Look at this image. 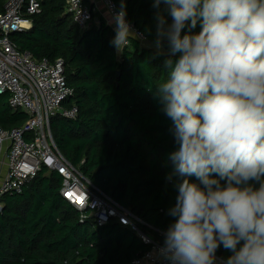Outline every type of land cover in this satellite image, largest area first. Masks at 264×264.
<instances>
[{
  "label": "trees",
  "instance_id": "trees-1",
  "mask_svg": "<svg viewBox=\"0 0 264 264\" xmlns=\"http://www.w3.org/2000/svg\"><path fill=\"white\" fill-rule=\"evenodd\" d=\"M112 1L119 10L120 0ZM4 2L0 0V12ZM39 2L31 27L13 32L11 39L36 59L63 61L73 90L65 105H76L77 115L50 118L56 148L94 186L140 219L143 234L163 242L174 219L166 213L176 191L166 177L176 145L171 122L154 98L156 86L167 77V56L152 46L157 9L152 0H126V19L146 42L130 38L118 54L111 44L115 31L99 13H93L96 22L81 30L65 12L64 0ZM165 9L161 4L160 10ZM199 29L197 24L193 31ZM25 120L0 94V126L10 130ZM60 187L61 177L43 167L21 192L2 197L0 264H129L148 250L134 231L116 221H81ZM229 255L222 245L216 253L222 261Z\"/></svg>",
  "mask_w": 264,
  "mask_h": 264
},
{
  "label": "clouds",
  "instance_id": "clouds-1",
  "mask_svg": "<svg viewBox=\"0 0 264 264\" xmlns=\"http://www.w3.org/2000/svg\"><path fill=\"white\" fill-rule=\"evenodd\" d=\"M152 3V46L167 56L154 98L176 145L166 177L174 219L160 255L168 264H218L222 245L231 253L223 264H264V0ZM126 16L120 0L118 54L136 36Z\"/></svg>",
  "mask_w": 264,
  "mask_h": 264
},
{
  "label": "built area",
  "instance_id": "built-area-1",
  "mask_svg": "<svg viewBox=\"0 0 264 264\" xmlns=\"http://www.w3.org/2000/svg\"><path fill=\"white\" fill-rule=\"evenodd\" d=\"M64 3L72 22L79 29H86L93 20V10L85 0H64ZM101 3L115 30L113 16L118 11L115 3L112 0H101ZM39 11V0H5L0 12V94L7 95V104L12 110L19 109L26 115L20 127L5 130L0 126V211L2 197L21 192L23 185L44 167L61 177L59 193L79 212L81 221L89 217L96 225L116 221L134 231L149 246L129 264H168L160 255L163 242L143 234L138 228L140 219L94 186L56 148L50 118L59 115L73 119L77 115L76 105H65L73 90L66 83L63 61L61 58L36 59L28 51L18 49L11 39L13 32L28 30L30 16ZM130 25L136 33L130 38L145 43L143 33ZM217 262L223 264L218 257Z\"/></svg>",
  "mask_w": 264,
  "mask_h": 264
},
{
  "label": "crops",
  "instance_id": "crops-1",
  "mask_svg": "<svg viewBox=\"0 0 264 264\" xmlns=\"http://www.w3.org/2000/svg\"><path fill=\"white\" fill-rule=\"evenodd\" d=\"M85 3L93 10V13H99L103 16V18L108 24L112 25L110 17L108 16V13L102 5L101 0H85ZM93 19L96 22V18L94 17Z\"/></svg>",
  "mask_w": 264,
  "mask_h": 264
}]
</instances>
